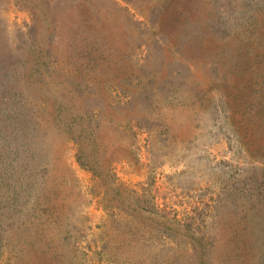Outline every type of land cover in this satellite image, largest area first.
<instances>
[{"label":"rangeland","instance_id":"obj_1","mask_svg":"<svg viewBox=\"0 0 264 264\" xmlns=\"http://www.w3.org/2000/svg\"><path fill=\"white\" fill-rule=\"evenodd\" d=\"M0 264H264V0H0Z\"/></svg>","mask_w":264,"mask_h":264}]
</instances>
